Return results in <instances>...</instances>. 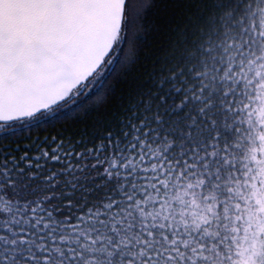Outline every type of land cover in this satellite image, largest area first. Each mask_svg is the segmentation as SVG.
Listing matches in <instances>:
<instances>
[{
	"label": "snow or ice",
	"instance_id": "6c2138e0",
	"mask_svg": "<svg viewBox=\"0 0 264 264\" xmlns=\"http://www.w3.org/2000/svg\"><path fill=\"white\" fill-rule=\"evenodd\" d=\"M0 264H264V0H0Z\"/></svg>",
	"mask_w": 264,
	"mask_h": 264
}]
</instances>
